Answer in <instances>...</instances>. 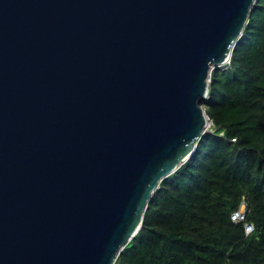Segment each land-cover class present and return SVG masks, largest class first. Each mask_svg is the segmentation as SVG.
Masks as SVG:
<instances>
[{"label": "water", "instance_id": "95a60500", "mask_svg": "<svg viewBox=\"0 0 264 264\" xmlns=\"http://www.w3.org/2000/svg\"><path fill=\"white\" fill-rule=\"evenodd\" d=\"M257 1L0 0V264H115Z\"/></svg>", "mask_w": 264, "mask_h": 264}, {"label": "trees", "instance_id": "16d2710c", "mask_svg": "<svg viewBox=\"0 0 264 264\" xmlns=\"http://www.w3.org/2000/svg\"><path fill=\"white\" fill-rule=\"evenodd\" d=\"M201 104L213 125L161 182L115 264H264V0ZM242 203L250 234L231 219Z\"/></svg>", "mask_w": 264, "mask_h": 264}, {"label": "built area", "instance_id": "2783aa9c", "mask_svg": "<svg viewBox=\"0 0 264 264\" xmlns=\"http://www.w3.org/2000/svg\"><path fill=\"white\" fill-rule=\"evenodd\" d=\"M231 219L235 222H244L246 234H250L254 231V225L251 222L247 221L246 203H242L241 207L238 210L232 212Z\"/></svg>", "mask_w": 264, "mask_h": 264}, {"label": "rangeland", "instance_id": "374dc122", "mask_svg": "<svg viewBox=\"0 0 264 264\" xmlns=\"http://www.w3.org/2000/svg\"><path fill=\"white\" fill-rule=\"evenodd\" d=\"M223 67H226V65H223ZM215 70V68L212 70V72ZM212 125H210L209 129L211 128Z\"/></svg>", "mask_w": 264, "mask_h": 264}, {"label": "bare ground", "instance_id": "6f19581e", "mask_svg": "<svg viewBox=\"0 0 264 264\" xmlns=\"http://www.w3.org/2000/svg\"><path fill=\"white\" fill-rule=\"evenodd\" d=\"M209 123H211V122L209 121ZM209 126H210V124H209Z\"/></svg>", "mask_w": 264, "mask_h": 264}, {"label": "clouds", "instance_id": "9594fccd", "mask_svg": "<svg viewBox=\"0 0 264 264\" xmlns=\"http://www.w3.org/2000/svg\"><path fill=\"white\" fill-rule=\"evenodd\" d=\"M229 63H230V62H229ZM229 63H228V64H229ZM212 125H213V124H212ZM208 130H209V129H208Z\"/></svg>", "mask_w": 264, "mask_h": 264}]
</instances>
